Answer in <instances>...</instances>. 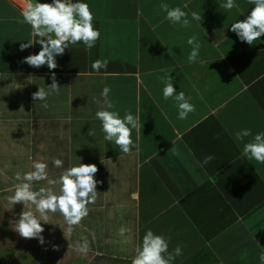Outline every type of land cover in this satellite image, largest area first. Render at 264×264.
Segmentation results:
<instances>
[{"label":"crops","instance_id":"crops-1","mask_svg":"<svg viewBox=\"0 0 264 264\" xmlns=\"http://www.w3.org/2000/svg\"><path fill=\"white\" fill-rule=\"evenodd\" d=\"M86 2L101 33L96 46L87 50L82 43L69 45L56 57L57 67L49 70L46 65L37 68L23 62L40 50L38 44L20 49L30 39V26L18 22L26 0H0V264H20L16 260L23 254L40 258L37 264H131L140 232L130 239L110 240L121 237L112 220L117 217L116 225L130 227L150 221L143 228L151 229L183 206L189 216L198 215L189 228L199 223L201 230H207L202 211L190 208L194 199L200 206L209 200L223 205L218 233L203 231L202 251L210 248L204 255L213 257L214 264H226L224 256L241 248V257L248 261L237 263L260 264L264 164L241 155L252 136L238 142L234 133L244 128L253 135L264 131V39L247 44V61L238 70L233 63L245 44L238 43L228 28L243 19L241 13L247 15L249 0H236L238 7L230 11L219 7L222 0H164L188 12L190 20L193 11L201 14L202 20H192L190 28L164 19L161 0ZM192 35L201 43L196 63L187 60L191 51L187 39ZM98 59H107L108 65L95 73L91 64ZM53 72L59 91L47 97L45 109L32 95L38 88L47 90ZM168 74L174 87L195 105L187 119H178L174 103L163 99L161 81ZM105 86L111 88L110 98L121 116L131 111L140 117V131L132 133L137 147L127 154L103 139L95 119V112L103 107L100 93ZM208 155L214 159L204 164ZM55 159H61L63 167L94 164L98 193L79 224L69 226L60 213H49L47 223L40 222L44 229L40 244L37 238H23L15 231L23 204L12 206L9 198L22 182L17 173L31 171L34 160L50 163L48 178H59L61 168L54 166ZM42 183L34 182L33 190L59 189L58 184ZM29 210L42 219L30 203L24 211ZM149 210L155 212L145 222L143 214ZM168 223L161 222L164 228L152 231L169 239V250L192 245L191 235L184 240L178 238L183 235L167 237L184 226L179 222L170 229L173 225ZM206 239L212 244H206ZM85 240L89 248L81 252ZM46 256H50L47 263ZM188 257L192 255L185 253L175 264Z\"/></svg>","mask_w":264,"mask_h":264},{"label":"clouds","instance_id":"clouds-1","mask_svg":"<svg viewBox=\"0 0 264 264\" xmlns=\"http://www.w3.org/2000/svg\"><path fill=\"white\" fill-rule=\"evenodd\" d=\"M251 8L247 15L241 13L243 19H237L228 28L234 32L239 41L253 45L254 41L264 36V0H249ZM219 7L225 10H232L238 7L236 0H222ZM160 11L165 13L166 19L172 25H179L181 28H190L191 21H201L202 16L198 12L189 13L181 7H170L168 3L161 0ZM18 22L30 26V39L20 44L24 50L34 44L40 45L36 54H30L23 58V62L33 67L46 65L49 70L57 67L56 57L62 55L69 45L82 43L87 50L96 46L100 38V30L94 27V13L90 10L86 0H51L50 3H41L39 0H26L20 9ZM187 44L191 51L187 56L189 63L198 61L201 43L196 35L189 36ZM108 60H95L91 64L93 72L99 73L106 69ZM52 83L45 88H38L33 93L34 101L42 102V107L47 108V97L59 91L55 80V73H52ZM162 96L165 101L169 99L177 109V118L184 120L188 114L195 111V105L190 103L183 91L174 87L173 77L169 74L162 79ZM111 88L105 86L100 96L103 107L95 112V119L100 122V131L103 139L110 144L116 145L125 154L137 147L132 138L133 131H140V117L131 111H125L121 116L116 110L115 104L110 98ZM252 136V141L244 143L241 155L249 161L264 164V131L252 134L250 129L244 128L234 133L235 140L243 142L245 137ZM214 157L208 155L203 163L207 164ZM61 159H55L53 164L57 168L63 167ZM31 171L21 174L17 173L16 179L22 181L16 187L14 194L9 198L12 206L22 203L23 209L30 203L35 206L42 219H38L33 211H22L16 223L15 231L23 238H37L40 244L44 243L41 235L44 231L41 221L46 222L49 213H60L67 225L79 224L89 213V205L94 204L97 197L96 186L99 183L95 179L97 167L94 164L79 163L65 169L58 180L48 178V164L42 160H34L31 164ZM47 180L49 184H58V192L50 189L40 188L33 190V182ZM134 199L139 198L138 193L133 194ZM71 230V227L69 228ZM126 229L122 228L121 233ZM88 242L85 240L79 247V251L87 252ZM182 248L177 246L169 251V239L163 235L155 234L147 229L135 247V255L131 264H175L176 258L182 256ZM260 264H264V247L261 248L258 256Z\"/></svg>","mask_w":264,"mask_h":264},{"label":"rangeland","instance_id":"rangeland-1","mask_svg":"<svg viewBox=\"0 0 264 264\" xmlns=\"http://www.w3.org/2000/svg\"><path fill=\"white\" fill-rule=\"evenodd\" d=\"M239 12H242V11H239ZM244 13H246V10L244 11ZM208 32V31H207ZM262 38L264 39V36H262ZM238 43H244V42H241V41H239L238 40ZM245 45H242L240 48H238L239 49V51H240V55L241 56H239L238 57V59H237V61H235V63H233V66L235 67V68H237L238 70H242L243 69V67H242V65H245V63H243V62H246L247 61V54H248V50H246L247 49V44L246 43H244ZM253 45H254V43H253ZM46 163H47V161H46ZM48 165L50 164V163H47ZM69 167H71V165H65L64 167H62L61 169H60V171H58V175L60 176L61 174H62V172L65 170V169H67V168H69ZM56 177V176H55ZM177 178H178V176H177ZM179 179V178H178ZM55 180H58V178L57 179H55ZM44 181V182H43ZM43 181H39V182H37V184H39V185H41V183H42V185L44 186V185H46V184H49L48 182H47V180H43ZM184 182V181H183ZM34 183V182H33ZM50 185H53V184H49V186ZM55 185V184H54ZM180 185H182L181 184V182H180V184H179V186ZM183 186V185H182ZM16 187H17V184H16V186H15V189H16ZM55 192H58V189H56V191ZM13 194H14V192H13ZM229 202L227 201V204H228ZM199 204H201V202H199L197 199H194V201L192 202V207H190V208H192V212L193 211H195V209H200L201 211H202V214H201V216H203L202 218H206V220H207V223L208 224H206V228H208L207 230L206 229H200L201 227H199V223H195V226H194V224H193V227L190 229L189 228V222L190 223H194V222H196V220H197V218H198V215H196L195 216V212H193L192 213V215L191 216H189V213L187 214V213H185V209H184V207L182 206V208L180 207L179 208V210H177L178 212H176V213H174L173 215L171 214H167V213H165V215L167 214V217L166 218H162L161 219V221H159L156 225L155 224H152V225H154V227L152 226L151 227V230H156V227H158L159 229H160V226H161V222H162V224H164V225H166V223H170V224H172L173 226L170 228V229H172V228H174L175 227V225L176 224H179V222L182 224L183 223V220H184V217H187V219H186V221H185V225L184 224H182V225H184L183 227H182V231L180 232V233H178V230H171V232H170V234H166L167 235V237H172V235L173 236H175V237H178L179 235H183L184 237H178V238H180V239H188V237L191 235V238L193 239L192 240V245H190V246H188V247H186L185 246V248L182 250V252H183V254L182 255H184L185 253H187V256H189L190 254L192 255V257H188V259H186V260H182V263L183 264H201V263H203V264H207L208 262L207 261H211L210 263L211 264H214L212 261H215V259L213 258V257H211L210 255H204V253H206V252H208L209 250H210V248H208L207 249V247L206 248H204L203 249V251H202V248H201V246H202V239H205L206 237L204 236V232L203 231H205V232H208L210 229H212L213 230V232H210V233H213L214 235L215 234H217L218 232V230H219V228L222 226V224L223 223H221V221H222V215H223V213L221 212V209H222V207H223V205H219L218 203H211V201L209 200L205 205H199ZM227 204H225L224 203V205H227ZM31 205V204H30ZM228 207V206H227ZM145 209V207L143 208V210ZM154 209H156V207L154 208ZM20 210V209H19ZM25 210V208L22 210V211H24ZM21 211V212H22ZM155 212V210H149V213L147 214V213H145V211H144V216H145V214H146V216L144 217L145 219H144V221L146 222V221H148V220H150V218H148L147 216L149 215V214H152V213H154ZM164 212H165V210H164ZM170 215V216H169ZM164 216V215H163ZM243 217H245V215H243L242 216V218ZM128 220H131V216H129V218H128ZM187 220H188V222H187ZM166 221H168V222H166ZM112 222L114 223L113 224V229H115V230H117V233H118V235L119 236H121L120 238H115L114 236H112L111 238H110V240L111 239H121V241L122 240H124L125 238H123V236H128V238L130 239V237H131V235L133 236L134 235V233H137L138 234V232H140V238H142V236H143V234H144V232L148 229V227L147 228H143V226L144 225H147V224H150L149 222H146V223H135V225L133 226V227H130L129 226V224H128V226H127V224L126 225H116V223H119V220L117 219V217L116 218H114L113 220H112ZM157 222V221H156ZM168 223V224H169ZM144 224V225H143ZM146 227V226H145ZM122 228H124V229H126V231L125 232H123V233H121V229ZM161 228H164V227H162L161 226ZM136 229V230H135ZM263 229V228H262ZM127 233H130V234H127ZM132 233V234H131ZM119 236H117V237H119ZM206 244H212L211 242H210V240H207L206 239ZM112 244V246H114V247H116V245L112 242L111 243ZM178 244H180V241H179V243ZM177 244V245H178ZM124 246H127V242H125L124 243ZM181 248L183 247V245H179ZM108 246H106V248H107ZM169 247H170V244H169ZM174 248H176V247H173L172 249H170L169 251L171 252ZM186 250V251H185ZM70 251V250H69ZM190 253V254H189ZM244 252H243V250L241 249V248H239L238 250H236V252H233L232 250H230L229 251V253L226 255V257L224 256V258H226L225 260H226V264H239V263H237L238 261H241V260H244L242 257H241V255L243 254ZM201 255V256H200ZM206 256H209V257H211V258H209V257H206ZM228 256V257H227ZM203 258V260H202V258ZM178 258V257H177ZM176 258V261H178V259ZM50 259V256H46V263L48 262V260ZM206 259H208L207 261H206ZM212 259V260H211ZM39 260H40V258H35V257H26L24 254H23V257H22V259H17L16 261L17 262H19L20 264H37V263H39ZM175 261V262H176ZM244 261H248V260H244ZM1 262H2V259H1ZM65 262H66V260H65ZM207 262V263H206ZM247 263H249V262H247ZM12 264H16V263H12ZM75 264H77V263H75ZM209 264V263H208Z\"/></svg>","mask_w":264,"mask_h":264},{"label":"trees","instance_id":"trees-1","mask_svg":"<svg viewBox=\"0 0 264 264\" xmlns=\"http://www.w3.org/2000/svg\"><path fill=\"white\" fill-rule=\"evenodd\" d=\"M200 264V263H199Z\"/></svg>","mask_w":264,"mask_h":264}]
</instances>
